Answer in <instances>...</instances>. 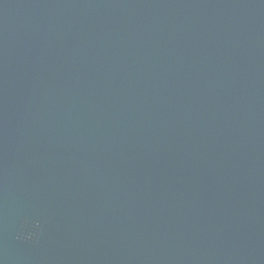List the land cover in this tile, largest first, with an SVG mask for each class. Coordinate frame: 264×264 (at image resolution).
Returning a JSON list of instances; mask_svg holds the SVG:
<instances>
[{
    "label": "water",
    "instance_id": "obj_1",
    "mask_svg": "<svg viewBox=\"0 0 264 264\" xmlns=\"http://www.w3.org/2000/svg\"><path fill=\"white\" fill-rule=\"evenodd\" d=\"M0 264H264V0H0Z\"/></svg>",
    "mask_w": 264,
    "mask_h": 264
}]
</instances>
